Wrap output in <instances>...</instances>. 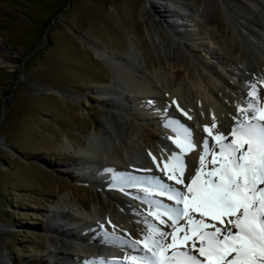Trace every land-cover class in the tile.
<instances>
[{"label":"rangeland","instance_id":"374dc122","mask_svg":"<svg viewBox=\"0 0 264 264\" xmlns=\"http://www.w3.org/2000/svg\"><path fill=\"white\" fill-rule=\"evenodd\" d=\"M143 1L0 0V264H80L65 258L72 250L71 245L63 249V254L55 253V245L61 246L59 234L51 229L52 226L58 228L62 222L58 221L57 212H63L62 204L71 213L98 211L100 203L103 210L108 211L110 200L100 187L91 185L89 173L82 170L86 167L80 162L81 158L63 146L65 138L75 151L85 148L86 137L93 133V128L100 137L102 127L99 122L104 120L105 109H112L116 117H122L125 127H133L137 145L144 153L162 152L160 143L169 136L166 117L155 118V113L141 119L135 113L142 111L132 110L134 102L131 104L121 99L122 106H118L115 102L100 101L94 86L108 82L110 73L88 50V42L97 43L123 57L126 49L132 46L136 55L132 60L134 63H143L146 68L163 75L164 82L157 90V96L164 98L162 106L165 109L170 107L166 100L168 93L162 85L180 89L183 93L175 104L176 114L192 130L199 129L193 117L183 111L184 106H191L190 93L194 99V91L183 83L182 74L173 82V69L160 49V42L164 40L165 43L170 35H174L173 24L178 23L180 27L177 29L185 35L180 40L195 63V49L207 56L196 44L197 38L212 46L219 57L223 56V47L212 44L213 39L202 26L189 21L184 23L172 15L174 10L191 13L179 9L174 0H152L161 16L154 29L152 20L156 16L153 11L150 10L149 16L141 14ZM175 1L190 3L193 10L203 2ZM210 3L209 0L206 2L209 12ZM234 3L235 0H221L222 8L215 11L211 25L215 27L216 20L226 24V30L234 32L231 34H234L233 39L244 49L246 61L264 65V7H253L260 13L261 29L257 32L261 39H257L253 35L244 36L245 30L237 23L241 21L238 16L240 8ZM243 4L252 5L246 0ZM230 9L237 13L236 16L233 14L235 17L232 14L230 17ZM174 37L179 39L176 35ZM213 64L224 74L221 66ZM263 76L253 77L256 86L262 89ZM228 79L239 89L249 91L247 83L238 84L233 78ZM51 89L58 90L61 95L49 93ZM67 91L80 98L66 97L63 94ZM130 95L134 96V93ZM244 95L246 98L247 93ZM138 102L145 106L146 100L138 99ZM122 139L116 140L120 148ZM169 146L167 144L164 149L166 155ZM78 171L85 176L81 177ZM133 174L136 176V171ZM165 181L171 183L167 178ZM104 186L101 187L111 195L122 191L113 185ZM124 196L129 198L127 194ZM129 199L135 204L139 201L133 196ZM131 221L137 228V221ZM181 221L182 225L186 223L183 219ZM94 231L98 234V230Z\"/></svg>","mask_w":264,"mask_h":264},{"label":"bare ground","instance_id":"6f19581e","mask_svg":"<svg viewBox=\"0 0 264 264\" xmlns=\"http://www.w3.org/2000/svg\"><path fill=\"white\" fill-rule=\"evenodd\" d=\"M246 1L250 2L252 5L243 4V0H235L234 4L240 8L238 10V16L241 19V21L237 23L245 30L244 36L248 34L253 35L257 39H261L257 32V30L261 29L259 21L260 13L258 9L253 7L263 8L264 1ZM174 2L177 3L179 9L190 11L191 13H181L174 10L172 11V15L176 18H180L184 23L189 21L194 22L195 25L202 26L213 39L211 43L223 47V56L219 57L216 51H213L212 46L204 44L201 38H197L195 40L196 44L202 48V51H204V54L207 56L199 54L198 50L195 49L194 51L196 53L193 54L197 61L195 63V61L191 60V57L184 47L185 45H183L180 40L185 36L178 30L180 24H173V28L175 29L173 30L174 35L179 39L174 37V35H170L168 40L164 43L162 36L163 41L160 42V49L163 51V54L166 55L169 63L168 65L173 69V82H176L182 74L184 76L183 83L186 87L188 86L189 89L194 91L195 94V98L192 99L193 96L192 93H190L191 106L187 105L183 107L184 114L187 113L189 117H193L194 123L199 124V129H193V134L197 139L207 135V133L204 132V128L205 126H211L213 122H215L216 129L226 132L235 123L234 117L241 115L237 109L244 106L243 101L245 99V93H243L242 89L234 86L228 78H233L238 84L247 83L246 86L248 89L249 85L254 83V76L260 77L261 74L264 75V65H259L260 63L254 65L246 61L244 49H241L240 44L233 39L234 34L231 35L234 33L230 30L232 28L231 25L229 30L232 33L227 31L228 29L225 28L226 24L224 25L220 20L215 21V27L211 25L212 18L215 16V11L219 12V9L222 8L220 6L221 0H209V2H211V12L207 9L206 2H208V0H203L196 10H193V6L186 1L174 0ZM150 10H152L153 15L156 16V18L152 20V26L155 29L158 26L157 22H159L161 18L160 11H157L152 0H144L141 14L149 16ZM225 10L226 9H224V11ZM230 11L233 12H230V17H232L231 14L237 15L233 9H230ZM167 12L171 11L168 10ZM226 15L228 14L226 13ZM234 15L233 17H235ZM218 30H220V32ZM87 46L88 50L93 54V57L102 61L110 73L108 82L99 86H94V88L97 89L96 94H98L100 101H108L109 103L115 102L118 106H122V103L119 102L121 99L131 104L134 102L132 105L134 108L132 110H136L137 112L142 111L140 114L139 112L135 113L139 118L141 117V119H144L143 117H145V115H155V113L157 115L160 114L158 116L156 115L155 118L161 116L166 117V122L168 123L166 129L167 132H169V136H166L160 143L163 149L162 152L154 150L150 151V153H144L141 151V146L139 147L137 145V140H135L136 132L133 127H125L122 117H116L111 112L112 109H110V111L105 109L103 115L104 120L99 122V126L102 127L100 137L97 136V131L93 128V133L86 137V147L79 151L74 150L67 138L63 141V146L68 151L76 153V155L81 158L80 162L86 167L85 169L82 168V170L89 173L88 176L89 179H91V185L97 186L98 188L100 187L101 192H104L111 204L108 206V211H104V207L100 203L98 211L95 210L92 212L84 210L75 213H71L66 209L67 207L62 204L63 214L57 212V216L59 217L58 221L62 222L58 224V228L55 226H52L54 228L51 227L52 231L60 236L59 243L61 246L55 245V253L61 255L63 254V249L71 245L72 250L65 255L66 259H71L70 262H79L80 264H109L105 261L106 259L96 258V256L93 255L99 251V247L105 248L101 251V254H103V256L107 254V257L110 256L109 258L119 255L114 248L121 249V251L125 250L132 257L143 255L142 250L133 249L130 243L132 240L142 239L144 235H146V222L153 219L150 215V206L146 195L149 194L150 196H155L160 199L164 198L158 197L154 193H146L144 190L151 184V181L154 183L153 174L157 177L158 175L160 177H165L153 163L152 157H157V159L161 161L162 167L163 159L167 157V155L164 154L166 145L170 144V150L178 151L173 143V139L182 132V126H188V123H184L181 118H179L180 116H177L176 112H178V110L175 111V104L178 102L183 92H180L178 88L170 87L165 84L162 85L168 93L167 95L169 98L166 100L170 102V107L165 109L162 106L164 98H161L159 95L157 96V90H159V86L164 82L163 75L161 72L156 73L153 69L146 68L143 63H138L137 61L134 63L133 61L136 55L132 46L126 49L124 57L120 54L111 53L109 49L101 47V45L99 46L97 43L88 42ZM212 62L221 66L224 74H226L228 78L226 76L224 77V74H222ZM139 74L142 76H139ZM248 74L249 76H247ZM213 78L215 80H213ZM257 90L264 92V89L260 87H258ZM245 92L247 93L246 90ZM49 93L58 96L61 95V93L55 89H51ZM67 93L62 94L75 100L80 98L72 95V93L68 91ZM131 93H134V96L130 95ZM138 99H143V101L146 100V102H144L145 106L141 105ZM173 101H175V103ZM197 103L199 105H197ZM128 109L131 111L130 107H128ZM129 111L124 112L130 115L134 114L133 112V114H131ZM213 131H215V129H213ZM122 134L123 139L121 138ZM167 137L171 139H167ZM119 138L122 139V148L118 147L116 144V140H119ZM141 140L145 142L144 138H141ZM167 151L169 153V150ZM199 155V149H193L191 152L185 153V175H189L190 170L191 175H194L195 169L200 167ZM208 157V159H211L210 155ZM208 159L206 169L211 166V160ZM130 170L136 171V176H134L135 173L129 176L128 173ZM78 173L81 177L85 176L84 174L81 175L79 171ZM109 176L112 179H110ZM106 184L109 186L113 185L117 187V189H122V191H115L116 193L111 195V193L104 191L103 187H101ZM125 194H127L129 198L131 196L135 199L138 198V203L135 204L129 198L127 199V197L124 196ZM163 200H165L166 204L174 203L166 199ZM126 208H129L131 213H133H126ZM82 209H84V207ZM130 218H132L133 221H137V228ZM181 220L180 224L183 222ZM127 226L129 229H126ZM160 227L164 228L166 226L160 225ZM93 229L98 230L96 231L98 234H95ZM168 231H171V229H168ZM107 243H114V248L112 245H109L110 247H104ZM124 247L126 248L124 249ZM119 256L121 257V255ZM126 260L132 262L131 258L128 256V258H124L123 263L118 264H127L125 262Z\"/></svg>","mask_w":264,"mask_h":264},{"label":"snow or ice","instance_id":"6c2138e0","mask_svg":"<svg viewBox=\"0 0 264 264\" xmlns=\"http://www.w3.org/2000/svg\"><path fill=\"white\" fill-rule=\"evenodd\" d=\"M262 104L264 92L250 84L229 131L216 129L213 122L204 128L207 135L197 139L183 125L173 139L178 151L169 150L162 167L152 157L174 183L153 174L154 183L144 190L174 203L147 197L153 219L146 222V235L130 243L143 251L131 257L132 264H264ZM193 149L200 150V167L185 175V153ZM209 155L211 167L206 169ZM181 219L186 223L180 224Z\"/></svg>","mask_w":264,"mask_h":264}]
</instances>
